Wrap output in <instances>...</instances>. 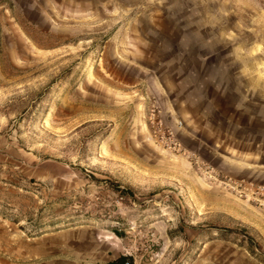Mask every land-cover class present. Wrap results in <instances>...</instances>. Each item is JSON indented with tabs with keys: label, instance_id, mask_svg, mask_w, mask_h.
Here are the masks:
<instances>
[{
	"label": "rangeland",
	"instance_id": "374dc122",
	"mask_svg": "<svg viewBox=\"0 0 264 264\" xmlns=\"http://www.w3.org/2000/svg\"><path fill=\"white\" fill-rule=\"evenodd\" d=\"M251 184L264 0H0V264H264Z\"/></svg>",
	"mask_w": 264,
	"mask_h": 264
},
{
	"label": "built area",
	"instance_id": "2783aa9c",
	"mask_svg": "<svg viewBox=\"0 0 264 264\" xmlns=\"http://www.w3.org/2000/svg\"><path fill=\"white\" fill-rule=\"evenodd\" d=\"M151 120L155 124L156 130L158 134L161 136V139L165 141L166 144L174 148L181 146L179 139L176 137V134H174V130L170 128V126L164 125L156 113H153ZM206 172L212 175V170H209L208 167L206 168ZM251 185H252L251 190L257 193L260 196V198H262L264 196V186L257 184L256 185L251 184ZM127 264H130V262H127Z\"/></svg>",
	"mask_w": 264,
	"mask_h": 264
},
{
	"label": "trees",
	"instance_id": "16d2710c",
	"mask_svg": "<svg viewBox=\"0 0 264 264\" xmlns=\"http://www.w3.org/2000/svg\"><path fill=\"white\" fill-rule=\"evenodd\" d=\"M123 191V190H120ZM115 233L119 236V232L115 231ZM132 257L127 254L119 255L117 258L108 262V264H127V262H131Z\"/></svg>",
	"mask_w": 264,
	"mask_h": 264
}]
</instances>
